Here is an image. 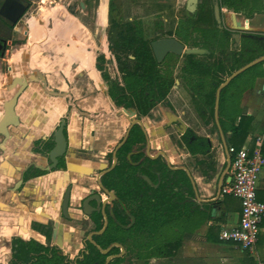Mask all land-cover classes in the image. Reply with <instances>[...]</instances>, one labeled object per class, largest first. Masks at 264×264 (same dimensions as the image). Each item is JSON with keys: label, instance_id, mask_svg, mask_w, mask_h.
Listing matches in <instances>:
<instances>
[{"label": "crops", "instance_id": "1", "mask_svg": "<svg viewBox=\"0 0 264 264\" xmlns=\"http://www.w3.org/2000/svg\"><path fill=\"white\" fill-rule=\"evenodd\" d=\"M71 1L73 0H49L50 9L47 11V16L53 25L47 27L38 24L36 15L26 19L29 28L28 37L32 43L28 46L22 44L10 47L14 48L10 50L7 48L4 54H0V66L3 64L6 67L4 71L0 67V117L4 112L5 101L19 86L17 81H26L15 106L19 123L8 128V136L0 135V241L2 240L3 244L5 241L10 243L12 238L18 235L45 243L47 237L38 231L39 228L47 231L50 244L61 247L72 259L82 247L84 230L81 220L87 218L80 213L78 203L89 190H99L98 176L108 167L103 163L105 156L102 155L117 146L95 139L92 135V132L97 130L94 123L86 117L74 115L78 109L87 113H96L108 105L115 109L117 107L110 101L106 84L95 67L97 54L93 51L94 46L98 48L97 42L99 39H106V36L103 37L104 35L101 34L100 37H96L94 31L80 21L76 13L79 9L80 13L87 15L90 10L89 1L77 0L78 7L74 11L69 9ZM90 2L95 3L92 7L93 18L97 19L100 29L105 24L104 18L110 13L109 0H90ZM200 2L201 0L197 1V8ZM174 3L177 7L181 3L186 13L187 0H175ZM239 6L242 7L241 11L236 12L220 5L219 18L226 28L233 32L234 27L239 23L241 32L245 35L264 36V11L259 12L264 7V0H243ZM42 8L40 4L39 11ZM134 8L142 10L143 7L135 2ZM178 11L177 9L176 12ZM153 12L164 17L163 15L169 11L165 4L164 6L157 4V10ZM249 13L252 15L247 17ZM13 28H17V25ZM43 35H48V40L54 39V44L47 45L50 51H55L54 61L50 59L48 63L45 60H36V38ZM241 39L237 50L240 49ZM261 57L264 58V55ZM36 69L49 76L53 72L55 77L53 80L49 78V81L56 84L64 83L65 86L55 85L54 91L45 94L43 87L36 80L38 77ZM243 79V77L239 78L229 88L228 95L238 92L235 87L241 85ZM175 82L178 83L176 79ZM236 94L233 109L253 119V129L248 131L242 146L252 150L257 144L258 137L261 136L263 147L264 76L255 78L250 92L243 90ZM242 94L246 95L241 100ZM229 98L232 99L231 96ZM168 100L172 105L173 99L170 94ZM155 107L149 113L156 112ZM177 117L186 124V128H191L180 113ZM63 118L66 119L67 151L60 168L47 169L48 159L45 156L36 158L33 142L39 135L53 132L58 121ZM173 118L172 116V120ZM125 119V116L121 115L118 121L123 122ZM237 121L238 118L236 123ZM141 124L148 136L146 152L149 147L147 153L150 156L161 155L173 165V168H182L186 171L194 186L191 200L195 204L193 220L187 226L191 237L182 241L174 257L151 258L148 262L167 259L173 264H253L256 257L264 262V221L252 254L243 251L233 242L219 238L222 228L233 226L238 221L241 210L237 198L219 194L222 185L228 183L231 178L230 155L227 152V146L232 145L229 139L230 131H227L226 136L221 132L212 133L210 126L205 125L204 122L200 127L201 132L200 129L194 131L191 128L196 135L206 136L211 142L209 154L191 155L185 145L178 148L166 138L153 137L156 131H149L144 121H141ZM114 135L120 136L118 141L123 137L118 132ZM96 150L99 152L88 155L87 151ZM262 153L264 155V149ZM30 165L33 168L38 166L44 172L38 176L31 175L22 179V173ZM17 180L22 183H17ZM14 186L19 188L15 191ZM69 189H71L70 204L64 211L63 194ZM257 198L264 201V165L258 180ZM85 222L87 224L88 220ZM5 249L8 251L9 248L6 246ZM1 256L3 252L0 258ZM8 256L9 252L5 260Z\"/></svg>", "mask_w": 264, "mask_h": 264}, {"label": "trees", "instance_id": "2", "mask_svg": "<svg viewBox=\"0 0 264 264\" xmlns=\"http://www.w3.org/2000/svg\"><path fill=\"white\" fill-rule=\"evenodd\" d=\"M23 1L29 4L28 0ZM219 1V5L236 12L242 9L239 5L243 0ZM114 8L113 0H109L108 48L114 55L122 81L111 78L106 68L108 60L103 54L97 55L95 67L106 84L112 104L131 112L134 119L139 120L158 104L170 106L168 94L176 79L174 64L165 67V60L157 62L150 41L144 37L141 21L116 19L112 16ZM262 11L264 7L259 10ZM196 13L195 20L208 27L199 30L201 37L191 46L207 48L210 54H185L178 76L193 92L194 108L204 124L210 126L212 133L221 132L226 136L230 131L231 146L239 149L248 131L253 129V119L233 109V101L236 93L250 92L255 78L264 76V59L238 73L221 88L215 117L216 91L232 72L264 55V36L245 35L240 49H231V31H220L211 24L213 0H201ZM14 26L0 18V45L11 37ZM20 43L12 41L13 46ZM241 77L244 78L242 84L235 87L238 92L228 95L229 88ZM147 140L143 125L135 123L121 145L106 154L108 169L100 176V183L114 198L103 212L91 214L94 223L91 240L82 241L83 247L73 259L58 245L50 244L49 234L40 229L47 237L45 243L21 236L5 243L10 248L7 264H133L135 259L147 262L151 258L174 257L182 241L191 237L187 226L194 216L195 204L191 200L194 186L184 169L173 168L161 155L150 156L146 152ZM181 142L191 155L207 154L211 148L208 137L196 135L189 127L182 133ZM61 159L58 167L62 165ZM43 172L31 167L24 172V179ZM144 175L150 178L152 185ZM105 249L108 251L102 253ZM108 256H111L109 260Z\"/></svg>", "mask_w": 264, "mask_h": 264}, {"label": "rangeland", "instance_id": "3", "mask_svg": "<svg viewBox=\"0 0 264 264\" xmlns=\"http://www.w3.org/2000/svg\"><path fill=\"white\" fill-rule=\"evenodd\" d=\"M2 1L3 0H0V2ZM28 1H29V8L27 12L19 20V23L16 24L17 28L15 29L13 28V30L11 31L13 40H16L17 42L18 41L21 42L18 45L27 44L28 46L29 44L32 43V41H30L28 37L29 28H28V24L26 23V19L33 18L36 15V20L38 24L44 25L47 27L53 25L49 17L47 16V11L50 9L49 0H44V2L42 3L40 2V0H28ZM87 1H89L90 3L89 4L90 10L88 14L83 15L82 13L79 12V9L76 11V13L77 15H79L80 17L79 19H81L80 21H83L84 23H86L89 26V28L94 31V35L96 37H100L101 34L104 35L103 37L106 36V39H103V40L99 39V41L97 42L98 48L94 46L93 51H95L97 55L103 54L105 56V58L108 60L106 64V68L111 78L116 79L121 82L122 74L118 71L114 55L111 53V51L108 48L107 33L109 29V24H110L109 20H110L111 14H108L107 17L104 18L105 24L102 25V28L98 29L99 27L97 25V19L93 18L94 15L92 12V7L95 5V3L90 2V0H87ZM71 2L72 3L70 4L69 9L74 11V9L78 7V4H77L78 2L77 0H73ZM113 2H114L115 8L112 12V16L115 17L116 19H121L122 21H125L127 19L128 20L139 19L143 26L144 37L149 41L155 40L157 37L161 38L168 30H170V32L173 33L175 32V29L185 26V22H184L185 14L181 7V3H179L178 5L179 7H177L175 6V3H174L175 0H113ZM135 2L141 8L143 7L142 10L134 8ZM40 4L43 6V8L39 11L38 7ZM157 4H163V6L165 4V7L168 9L169 12H166V14L163 15L165 18H163L162 15H158L155 12H153L157 10ZM177 9L179 10L178 12H176ZM198 34H201V32L200 33L198 32ZM48 37H49L48 35H43L40 38H36V60H45L47 63H48V60L50 61V59L54 61L53 55L55 54V51L53 50L50 51L49 47L47 46L48 44H54V39L48 40ZM200 37L201 35L194 38L192 35L190 36L189 40L191 41L192 39L195 40L197 38L200 39ZM187 48L189 47L187 46ZM10 49H14V48H9V50ZM206 50L207 52L209 51L208 49ZM215 54H218V53L215 52ZM182 61H183V55L175 56V57H168L165 60L164 65L165 67H170L174 64L173 74H176L179 72V67ZM0 67L2 68L3 71L6 70V67L3 64H1ZM227 67H230V65H228ZM36 72L38 74V77H36V80L39 81L40 85L43 87V91H45V94L47 95L51 93V91L55 90L54 89L55 85L65 86L64 83L56 84V83L49 81V78L50 80H53V78L55 77L53 75V72L50 73V76L45 75L42 72H39L37 69H36ZM44 76L46 77L44 78ZM175 77L178 83H180V85L175 82L169 92L170 96L173 99L172 105L170 104V106L164 107L159 104L155 107L156 112L152 111L151 113H149V115H147V117L142 116L140 118V121L145 122L146 128L149 131L151 132L156 131L153 134V137L160 136L162 138H166V140L172 143L173 146L182 148L183 144L181 142V133L177 129H175V125L177 123H175L176 121L172 120V116L177 117L180 113L182 117L186 119V122H188V124L191 126V128L194 131L199 130L200 127L203 126V120L200 119V117H198V115L195 112L194 103L192 102L193 92L184 85V82L181 80L178 74ZM62 88H65V87H62ZM245 95L243 96L242 94L241 100L245 97ZM121 115H124L126 118L125 120H123V122L118 121L121 118ZM62 116L64 117V115ZM74 116L75 117L77 116L86 117V119L92 121L94 123V127L96 126L97 128L96 131L92 132L93 137L102 143L110 142L111 144H118L119 142L118 140L120 139V136L117 137L116 135H114V133L118 132L120 133L121 137L124 136L123 134H125V128H127L130 122L133 121L134 119V116L131 112L127 110H123L121 108L115 109L109 105L106 106V108L104 107L103 110L101 109L96 113H87L84 110L78 109L76 115ZM199 131L201 132L202 129H200ZM87 152L89 155L91 153L96 154L99 151L96 150L95 152L93 151H87ZM82 155H85V154H82ZM98 155H101V154H98ZM102 156H105V158L103 159V163H105L108 166L109 160L106 157V153ZM106 198H107L106 200H110L107 194H106ZM4 245L5 244H3V241L1 240L0 241V255L3 252V256H1L0 258V263L6 264L7 262L5 260V257L7 256L8 252H10V248L7 246L9 248L7 251L5 249L6 245L5 246ZM133 264H173V263L169 262L167 259L151 261L150 263L148 261L145 262L144 260L135 259Z\"/></svg>", "mask_w": 264, "mask_h": 264}, {"label": "water", "instance_id": "4", "mask_svg": "<svg viewBox=\"0 0 264 264\" xmlns=\"http://www.w3.org/2000/svg\"><path fill=\"white\" fill-rule=\"evenodd\" d=\"M198 0H187V10L189 13L195 11L196 9V4ZM29 8V4H25L22 0H3L0 2V18H4L8 20L9 22L13 23L16 25V23L24 16V14L27 12ZM213 12L216 20L220 21L219 18V13H220V5H219V0H214L213 2ZM240 24L237 23V27H234V31L231 32V48L234 50H237L240 44V39L245 36L243 32H241L242 28L239 26ZM150 46L152 49V52L155 56V59L157 62H161L165 55L168 52L181 55L183 52L186 54H196V55H202L204 52L206 53L207 50L203 48H194V49H184V45L176 40L173 37H165V38H158L155 40H152L150 42ZM264 58H259L253 62L248 63L247 65L239 68L235 72H233L230 76H228L225 81L218 87L216 91V99H215V112L214 115L216 117L217 115V107H218V102H219V94L220 90L222 87L228 84V82L236 76L238 73L241 71L245 70L247 67L251 66L255 62L262 60ZM17 83H20V86L17 88V90L14 92V94L5 101L4 103V112L2 116L0 117V135L6 137L9 135L8 133V128L13 125H17L19 123L18 115L16 114L15 106L17 102V98L22 91V89L26 85L25 80H18ZM173 121H177L178 123L175 125L177 130L182 134L185 129H186V124L178 117H174ZM217 122V120H216ZM135 123H141L140 120L136 119L133 120L129 127L127 128L124 138L122 142L125 140V137L128 135L129 129L135 124ZM65 121L64 119L60 120L59 126L55 131L54 134V140H55V145L51 148V150L48 153V159L50 161V165L48 166L47 169H52L56 167L58 163V158L61 157L67 147V140L65 138L64 132H63V127H64ZM218 124V122H217ZM120 142L116 148L121 145ZM149 149V147H148ZM147 149V152H148ZM99 177V176H98ZM144 179L152 185V181L150 178L146 175L143 176ZM110 194L111 197H113L112 192H107ZM67 199H68V192H66V195L64 196V202H63V209L64 211L66 210L67 206ZM96 200L98 204H100V196L96 195ZM89 199H85L83 201V207H84V213L88 215L92 209H94L92 206L88 204ZM101 204H104V202H101ZM106 223L104 224V226ZM90 239V237H89ZM108 250H101L102 253H106ZM110 259V256L107 257V260Z\"/></svg>", "mask_w": 264, "mask_h": 264}, {"label": "built area", "instance_id": "5", "mask_svg": "<svg viewBox=\"0 0 264 264\" xmlns=\"http://www.w3.org/2000/svg\"><path fill=\"white\" fill-rule=\"evenodd\" d=\"M262 137L259 136L255 148L247 146L239 149L227 146L230 155L231 178L220 188L219 194L237 198L241 205L238 221L219 232V238L237 244L243 251L252 254L264 221V201L257 198V185L264 165ZM253 264H264L255 258Z\"/></svg>", "mask_w": 264, "mask_h": 264}, {"label": "flooded vegetation", "instance_id": "6", "mask_svg": "<svg viewBox=\"0 0 264 264\" xmlns=\"http://www.w3.org/2000/svg\"><path fill=\"white\" fill-rule=\"evenodd\" d=\"M23 1V0H22ZM25 4H28L26 1H23ZM213 2H214V0H213ZM219 3H220V1H219ZM187 5V4H186ZM196 6H197V4H196ZM197 8V7H196ZM184 22H185V26H183V27H179V28H177V29H175V32H173V33H171L170 32V30H168V31H166V33L161 37V38H165V37H173V38H175L176 40H178L179 42H181L183 45H184V49H188L187 48V46L189 47V48H199V47H192L191 46V44H192V42H194V41H196V40H198L199 38H197V39H192L191 41L189 40V38H190V36H192L193 35V37L195 38V37H197V36H199V35H201V34H198V32L200 33V29L201 28H205L206 26L208 27V25H206V24H204V23H202L201 21H197V20H195L196 19V15H197V13H196V11H193V12H191V13H189L188 12V10H187V7H186V13L184 12ZM163 18H165V17H163ZM192 19L194 22L193 23H191V22H189V20L188 19ZM213 19L214 20H212V26L214 27V28H217V29H219L220 31H222L223 29H227L226 28V25H224L223 24V21H222V19L220 20V22H217V20L215 19V17H214V14H213ZM203 26H202V25ZM214 24V25H213ZM211 26V27H212ZM186 37V38H185ZM158 38H160V37H157L156 39H158ZM12 41H13V38H12V34H11V37L9 38V39H7L6 41H3V43H2V45H0V54H4V52H5V50L7 49V48H10V47H13V45H12ZM151 42V41H150ZM187 42V43H186ZM187 44H189V45H187ZM203 49H205V48H203ZM207 49V48H206ZM186 53L185 52H183L181 55H185ZM208 54H210V51H208L206 54H205V52H204V54H202V55H208ZM154 55V54H153ZM181 55H177V54H174V53H171V52H168L166 55H165V57L163 58V60H166L168 57H171V56H181ZM202 55H199V56H202ZM155 57V56H154ZM184 58V57H183ZM162 60V61H163ZM161 61V62H162ZM179 73V72H178ZM178 73H176V74H174L175 76L178 74ZM19 86H20V83H17ZM18 86V87H19ZM24 90V89H23ZM64 119V121H65V124H64V127H63V132H64V135H65V138H66V140H67V136H66V119L65 118H63ZM61 120V119H60ZM60 120H59V123H60ZM59 123L56 125V127H55V129L53 130V132H51V133H49V134H45V135H39L38 137H36L35 139H34V142H33V144H34V147L36 148V158L37 157H44L45 156V158H47L48 159V153H49V151L51 150V148L55 145V140H54V134H55V131H56V129L58 128V126H59ZM182 135V134H181ZM120 143V142H119ZM118 143V144H119ZM117 144V145H118ZM50 146V147H49ZM67 146H68V140H67ZM115 149H116V146H115ZM66 151H67V147H66ZM66 151H65V153L61 156V157H59L58 158V163H59V161H60V159L62 158H64V155L66 154ZM62 159H61V161H62ZM36 162H37V159H36ZM58 163H57V165H58ZM115 163V159L112 161V165ZM47 165L49 166L50 165V161H49V159H48V163H47ZM56 165V167H54V168H52V169H58V168H60V167H58ZM31 167H33V166H28V168H26V170H28L29 168H31ZM36 169H39V170H41L38 166H36ZM108 168H106L105 169V171L107 170ZM25 170V171H26ZM24 171V172H25ZM43 171V170H42ZM105 171H103L101 174H100V176L105 172ZM24 172L22 173V179L24 178ZM38 175H40V174H38ZM38 175H36V176H38ZM100 176H99V180H100ZM19 182H21L22 183V181H20V180H17V183H19ZM21 183H19V184H21ZM20 186V185H19ZM19 186L17 187V186H14L15 188V191L19 188ZM108 191H106V190H104L103 188H102V186H101V183H100V187H99V190L97 191V190H89V192L86 194V195H84L83 197H81L80 198V201H79V203H78V209L80 210V213L83 215V216H86L87 218L85 219V218H83L81 221H82V223H83V225H82V229L84 230V234H83V237H82V241L84 240V239H88V240H91V236H92V231H91V229L93 228V226H94V223H93V221H92V219H91V214L93 213V212H103L104 211V207L106 206V204H112V199L114 198V194H113V197H111L110 196V194L109 193H107ZM106 194H107V196H109V199L110 200H106L107 198H106ZM66 195V193L65 194H63V202H64V196ZM96 195H98V196H100V201L101 202H104V204H101V202H100V204H98V202H97V200H96ZM70 197H71V189H69V191H68V199H67V206L70 204ZM85 199H89V201H88V204L90 205V206H92L94 209H92L91 211H90V213L88 214V215H86L85 213H84V207H83V201L85 200ZM63 202H62V206H63ZM67 206H66V208H67ZM85 220H88V222H87V224H86V222H85ZM105 224V223H104ZM89 226V227H88ZM49 228V227H48ZM38 231H40L39 229H38ZM41 232V231H40ZM42 233V232H41ZM45 235V234H44ZM23 236H25V234H23ZM89 237H90V239H89ZM82 247H83V243H82ZM81 247V248H82ZM81 249H79L78 250V252L76 253V255L79 253V251H80ZM75 255V256H76ZM74 256V257H75ZM73 257V258H74ZM111 257V256H110ZM72 258V259H73Z\"/></svg>", "mask_w": 264, "mask_h": 264}, {"label": "bare ground", "instance_id": "7", "mask_svg": "<svg viewBox=\"0 0 264 264\" xmlns=\"http://www.w3.org/2000/svg\"><path fill=\"white\" fill-rule=\"evenodd\" d=\"M33 29V28H32Z\"/></svg>", "mask_w": 264, "mask_h": 264}]
</instances>
